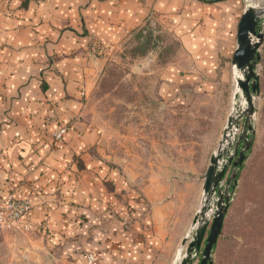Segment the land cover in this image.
I'll return each instance as SVG.
<instances>
[{"label": "crops", "instance_id": "obj_1", "mask_svg": "<svg viewBox=\"0 0 264 264\" xmlns=\"http://www.w3.org/2000/svg\"><path fill=\"white\" fill-rule=\"evenodd\" d=\"M244 9V0H0V203H28L20 226L35 238L23 247L72 260L97 250L115 264L167 256L155 236L141 237V204L96 156L98 132L83 119L105 66L96 48H119L158 23L183 38L192 70L216 77L231 67ZM187 66H167L165 80Z\"/></svg>", "mask_w": 264, "mask_h": 264}, {"label": "rangeland", "instance_id": "obj_2", "mask_svg": "<svg viewBox=\"0 0 264 264\" xmlns=\"http://www.w3.org/2000/svg\"><path fill=\"white\" fill-rule=\"evenodd\" d=\"M248 4L264 8V0H244L245 7ZM194 49H199L197 44ZM182 50L179 33L158 23L148 25L119 48L97 45L95 58L105 66L83 108V119L98 132L96 156L126 179L129 202L141 204L136 217L147 221L141 237L145 240L152 234L161 245L159 251L167 253V259L162 253L156 264H173L190 233L201 207L205 175L236 93L232 63L225 72L218 69L216 77L204 75L201 69L198 74L191 68L192 53L189 58ZM175 63L188 66L177 75L170 72L169 77L177 81L165 80L167 66ZM258 70L256 136L225 220V235L213 252L214 264H264L263 59ZM28 238L35 237L20 225L0 227V264H115L99 258L97 250L73 260L53 259L40 247H23Z\"/></svg>", "mask_w": 264, "mask_h": 264}, {"label": "water", "instance_id": "obj_3", "mask_svg": "<svg viewBox=\"0 0 264 264\" xmlns=\"http://www.w3.org/2000/svg\"><path fill=\"white\" fill-rule=\"evenodd\" d=\"M263 44L264 8L248 4L239 23L232 60L236 82L233 111L228 117L218 150L211 157L201 207L173 264H194L198 258H201L200 264H214L213 252L256 136V97L260 94L261 83L258 67Z\"/></svg>", "mask_w": 264, "mask_h": 264}, {"label": "built area", "instance_id": "obj_4", "mask_svg": "<svg viewBox=\"0 0 264 264\" xmlns=\"http://www.w3.org/2000/svg\"><path fill=\"white\" fill-rule=\"evenodd\" d=\"M66 133V129H61L56 135L59 140ZM29 210L28 203L18 201L13 197H9L0 203V227L9 228L14 225H20L21 220ZM90 261H94L95 257L90 256Z\"/></svg>", "mask_w": 264, "mask_h": 264}, {"label": "trees", "instance_id": "obj_5", "mask_svg": "<svg viewBox=\"0 0 264 264\" xmlns=\"http://www.w3.org/2000/svg\"><path fill=\"white\" fill-rule=\"evenodd\" d=\"M218 1H222V0H212V2H218ZM241 176H242V172L240 173V175H239V179L241 178ZM227 228V223L225 222L224 223V227H223V231H222V234H221V236H220V238H219V240H218V243H217V245H216V247H215V250H217L219 247H220V244H221V238H222V236H224L225 235V229ZM263 238H264V236H263ZM262 238V239H263Z\"/></svg>", "mask_w": 264, "mask_h": 264}]
</instances>
